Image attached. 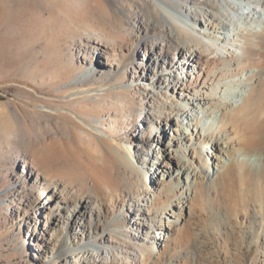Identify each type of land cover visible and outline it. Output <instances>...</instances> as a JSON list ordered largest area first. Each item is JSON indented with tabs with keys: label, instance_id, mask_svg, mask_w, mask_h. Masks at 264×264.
I'll use <instances>...</instances> for the list:
<instances>
[{
	"label": "bare ground",
	"instance_id": "1",
	"mask_svg": "<svg viewBox=\"0 0 264 264\" xmlns=\"http://www.w3.org/2000/svg\"><path fill=\"white\" fill-rule=\"evenodd\" d=\"M99 1L110 26L83 19L72 22L61 38H79L81 65L92 67L102 53L109 74L101 80L73 63L81 71H67L75 80L56 97L66 99L58 103L61 109L77 117L60 110L55 115L80 129L81 136L99 149L96 156L114 162L118 184L126 189L117 185L102 197L94 179L87 191L65 181L63 190L54 189L47 197L45 218L49 228L72 221L73 234L63 249L70 262L76 264L84 254V264H154L152 259L169 243L173 228L187 213L191 216L199 185L217 188L236 175L264 178V0ZM137 54L141 62L126 82L128 55ZM148 79L154 88L146 102L125 98L127 91L140 93ZM108 97L117 107L144 116L124 137L104 128L100 118L77 120L88 108L85 103ZM107 102L104 108L110 107ZM110 121L117 129L118 123ZM155 129H161L160 135ZM18 133L9 135L8 144L19 139ZM168 136V149L162 148ZM135 139L148 148L130 144ZM22 161L27 163V157ZM40 179L46 180L35 175ZM163 197L165 205L154 208L155 200ZM253 215L257 224L264 222L257 209ZM125 221L134 230L133 238L116 245L108 235L121 237ZM77 248L83 250L78 253ZM89 248L91 253L85 254Z\"/></svg>",
	"mask_w": 264,
	"mask_h": 264
},
{
	"label": "rangeland",
	"instance_id": "2",
	"mask_svg": "<svg viewBox=\"0 0 264 264\" xmlns=\"http://www.w3.org/2000/svg\"><path fill=\"white\" fill-rule=\"evenodd\" d=\"M83 19L110 26L105 19V5L99 0H0V264H75L70 262L68 250L63 251L67 248L66 238L73 234L72 221L66 219L60 228H49L45 218L49 213L45 209L47 197L54 189L63 190L65 181L87 191L94 179L102 197L108 196V188L118 185L126 189L118 184L121 180L114 162L96 156L99 149L81 136L80 129L55 115L60 110L77 117L61 109L59 104L66 99L56 97L75 80L67 71H81L77 69L81 66L85 73L96 74L101 80L110 71L102 53L93 60L92 67L81 65L79 38L74 34L61 38L72 22ZM128 57L126 82L131 79L133 67L141 62V54ZM153 88L154 81L148 79L140 93L127 91L124 97L142 104ZM110 98L85 103L88 108L78 113L77 120L100 118L104 128L124 137L144 116L117 107ZM106 102L110 107L104 108ZM110 120L118 123L117 129L110 127ZM166 123L164 129L168 128ZM3 125L5 132H1ZM14 130L19 132V139L8 144ZM154 132L160 135L161 129ZM169 142V136L163 139L162 148L168 149ZM130 144L141 145L144 151L148 148L139 139ZM23 156L27 163L22 161ZM38 173L46 180L36 181ZM43 182L48 185L43 187ZM155 203L154 208H161L166 198L156 199ZM254 209L264 217V178L236 175L221 181L217 188L199 185L191 203V216L187 213L182 224L173 228L169 243L152 259L154 264H264V222L257 224ZM133 231L125 221L121 237L113 232L108 237L116 245L128 244ZM99 241L102 243L101 238ZM77 250L80 253L83 249ZM84 251L91 253V248ZM82 256L75 259L76 264H84Z\"/></svg>",
	"mask_w": 264,
	"mask_h": 264
}]
</instances>
